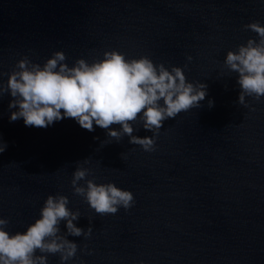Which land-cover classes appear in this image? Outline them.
I'll return each mask as SVG.
<instances>
[{
  "label": "water",
  "instance_id": "water-1",
  "mask_svg": "<svg viewBox=\"0 0 264 264\" xmlns=\"http://www.w3.org/2000/svg\"><path fill=\"white\" fill-rule=\"evenodd\" d=\"M255 21L264 26V0H0L5 86L25 56L42 66L63 51L71 67L112 50L181 67L188 82L207 85L200 108L164 122L152 152L127 135L117 142L72 118L46 128L25 126L23 118L10 122L18 109H9L13 97L5 94L0 218L9 220L6 230L25 232L47 197L61 194L81 213L76 226L92 227L88 238L67 237L78 251L65 264H264V97L246 96L249 107L237 103L238 73L224 65L228 51L258 39L244 28ZM133 128V135L153 136L139 121ZM77 162L91 169L86 179L131 191L132 207L95 213L73 192ZM48 264H61L59 255H48Z\"/></svg>",
  "mask_w": 264,
  "mask_h": 264
},
{
  "label": "clouds",
  "instance_id": "clouds-1",
  "mask_svg": "<svg viewBox=\"0 0 264 264\" xmlns=\"http://www.w3.org/2000/svg\"><path fill=\"white\" fill-rule=\"evenodd\" d=\"M244 28L255 32L258 39L249 38L235 51H228L224 65L238 73L241 91L237 103L249 107L246 96L257 101L264 97V26L255 21ZM66 59L63 51H56L42 66L27 56L16 63L8 74L6 86L0 83V98L10 93L13 99L9 109H18L11 112L10 122L23 118L25 126L46 128L56 121L72 118L88 131L95 130L94 124L105 129L106 135L117 142L127 135L130 144L152 152L164 122L182 111L200 108L207 95V85L188 82L181 67L173 66L169 70L163 63L154 64L147 56L127 59L116 50L105 51L103 59L88 63L81 58L71 67ZM187 59L191 61L192 57ZM213 104L214 101H208L210 108ZM138 121L153 133L152 137L133 135L136 130L133 124ZM112 125H119L120 130L111 128ZM6 148L7 144L0 139V153ZM77 163L71 180L73 192L95 213L114 215L121 207L126 211L132 207L131 191L111 182L97 184L94 178L86 179L91 169ZM83 163H89L88 159ZM82 180L86 187L80 185ZM68 204L67 196L49 195L40 210V218L25 232L10 234L6 230L9 220L0 218V264H48V255L57 254L61 264H65L75 257L78 245L67 237L88 238L92 227L87 230L77 227L74 221L81 213L70 210ZM62 221L66 222V233H61Z\"/></svg>",
  "mask_w": 264,
  "mask_h": 264
}]
</instances>
